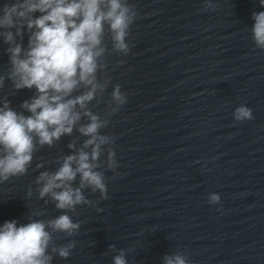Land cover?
I'll use <instances>...</instances> for the list:
<instances>
[{"label":"clouds","instance_id":"obj_1","mask_svg":"<svg viewBox=\"0 0 264 264\" xmlns=\"http://www.w3.org/2000/svg\"><path fill=\"white\" fill-rule=\"evenodd\" d=\"M260 3L264 7V0ZM203 8L214 11L216 5L204 0ZM137 18L138 11L128 0H10L0 7V38L8 45L9 56V68L0 74V89L11 81L13 93L36 90L21 103V112L11 107L7 96L0 97V184L27 174L38 148H51L74 130L85 137L78 148L76 140L68 143L73 152L57 157L55 171H40L35 179L39 198L45 203L50 198L62 214L49 220L29 219L19 226L16 220L0 225V264H52L49 249L67 259L75 241L61 246L53 243V233L69 237L79 233L81 223L67 212L93 204L85 189L108 198L105 174L99 169L106 163L107 169L114 170L118 161L111 147L114 138L101 130L110 123L107 117L127 103V97L120 84L113 86L105 118L89 105L94 100L103 102L112 80L106 62V35L112 52L127 55L130 28ZM252 19L255 48L264 50V11L253 12ZM233 116L237 122L253 119L252 110L244 105ZM105 150L107 160L101 161ZM35 167L42 169L44 164ZM78 177V186H74ZM28 195H32L31 188ZM208 202L218 204L220 195L210 193ZM109 249L118 253L113 264H128L124 249H116L114 244ZM164 264H189V259L177 251L165 256Z\"/></svg>","mask_w":264,"mask_h":264}]
</instances>
